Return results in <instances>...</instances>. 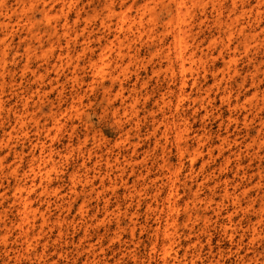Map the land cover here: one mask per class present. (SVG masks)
Masks as SVG:
<instances>
[{
	"label": "rangeland",
	"instance_id": "1",
	"mask_svg": "<svg viewBox=\"0 0 264 264\" xmlns=\"http://www.w3.org/2000/svg\"><path fill=\"white\" fill-rule=\"evenodd\" d=\"M176 1L0 0V264H264V0Z\"/></svg>",
	"mask_w": 264,
	"mask_h": 264
},
{
	"label": "bare ground",
	"instance_id": "2",
	"mask_svg": "<svg viewBox=\"0 0 264 264\" xmlns=\"http://www.w3.org/2000/svg\"><path fill=\"white\" fill-rule=\"evenodd\" d=\"M182 3H183L182 1H176V4L178 5L177 7L178 9L182 5ZM151 10H152L151 7H149L148 4H145L141 9V13L137 17L131 18L130 16H127V14H123L118 19L117 28L121 30L127 24L128 30H131L130 28H133V25H137L136 28L138 32H140L139 27H141V30L145 29L143 27L142 17L146 12H151ZM231 25H232V21L230 23H227V29L230 28ZM187 32L188 31L184 27L177 26V29L173 35L175 54L178 57V59L181 60L180 67L182 72L192 70L193 65L196 63V57H197L195 52L187 53L186 51L187 46H186V41L184 40V36L186 35ZM125 37H126L125 35H123V38L121 36H116L115 39L117 40V44L111 43L110 46L106 47L110 51H113L112 49L115 48L114 51L116 52L117 57L121 59L125 55L123 52ZM183 83H185V81H183ZM130 106H132V104ZM177 136L179 137L178 140L183 139L181 133H179ZM225 192H227V190H225ZM15 196L21 199L20 188L17 189V193L15 194ZM19 203L22 205L21 209H19V212L23 214V216L19 222H16V227H18L21 231V234H23L26 237V239L29 240L35 235V231L33 228L29 226L30 222L28 221L30 212L34 211L35 209L32 207L31 202L28 201L26 197L22 198V201L20 200Z\"/></svg>",
	"mask_w": 264,
	"mask_h": 264
}]
</instances>
